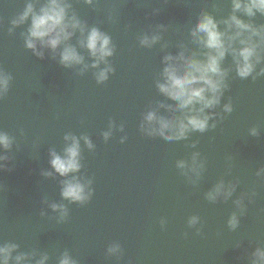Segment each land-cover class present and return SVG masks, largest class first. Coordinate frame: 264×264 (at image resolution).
Masks as SVG:
<instances>
[{"label":"water","instance_id":"water-1","mask_svg":"<svg viewBox=\"0 0 264 264\" xmlns=\"http://www.w3.org/2000/svg\"><path fill=\"white\" fill-rule=\"evenodd\" d=\"M28 3L38 11L46 0H0V72L10 77L0 96V132L13 140L10 150L0 148L8 158L0 161V247L17 246L9 264L23 254L29 259L21 264H37L45 255L46 264H60L66 252L76 264H254L264 249V76H256L264 61L241 78L226 55L227 87L220 104L205 110L215 113L206 131L169 140L142 130L159 127L148 125L149 112L174 122L183 116L157 86L165 57L183 51L205 59L208 50L192 29L209 14L226 30L222 21L233 15V0H68L69 15L111 38L113 55L98 68L80 47L79 30L68 43L84 64L64 66L63 45L55 53L41 49L42 57L29 49L31 19L12 23ZM235 14L264 26V13ZM153 36L159 39L150 47L142 43ZM108 66L114 71L98 82L96 73ZM68 135L79 139L81 168L64 177L50 160L52 151L64 155ZM73 177L92 191L88 201L63 197V181ZM117 244L120 251L110 254Z\"/></svg>","mask_w":264,"mask_h":264},{"label":"clouds","instance_id":"clouds-1","mask_svg":"<svg viewBox=\"0 0 264 264\" xmlns=\"http://www.w3.org/2000/svg\"><path fill=\"white\" fill-rule=\"evenodd\" d=\"M89 3L92 0H88ZM71 5L68 0H46L36 10L33 3H28L25 10L18 19L12 23L14 25L23 24L31 19V25L26 36V46L31 49L37 56H43L41 49L50 48L54 53L63 45V51L59 53L60 62L66 67L84 64V57L79 53L77 48L68 43L79 30L81 39L80 47L89 50L96 62L93 68H98L101 62L107 63V57L113 55V47L111 46V38L101 32L98 28L93 27L87 30V26L78 18L75 13L69 15ZM233 15L222 23L227 25V29L220 30L218 22L213 16L203 14L192 29L193 37L196 42L208 51L203 55L205 59H197L196 54L192 56L185 55L182 51L178 57H165L167 65L163 70V82H158L159 91L165 96L177 101L175 106L168 105L170 108L183 113L178 118V122H174L170 118L157 116L156 112H149L145 119L148 125L157 122L159 127L142 126V130L148 135L159 134L166 139H184L190 131L204 132L209 127V120L213 118L215 113H207L206 109H214L221 102L224 89L227 87L225 78L227 70L222 67V61L228 53H231L236 64L238 75L241 78H247L256 71V67L264 61V26L254 27L250 23H246L235 12L243 11L248 16H254L257 11L264 13V0H233ZM235 29L234 32L231 30ZM85 32H87L86 35ZM245 33H248L245 36ZM253 37H260L257 42ZM159 37H145L142 43L145 46H151ZM237 42L242 47H236ZM85 69L88 65H84ZM114 71L111 66L104 68L96 73L98 82H104L108 79L109 72ZM256 76H264V67L260 69ZM255 78V77H254ZM10 83V77L0 72V96L7 93ZM199 105V107H197ZM163 106V105H161ZM226 112L232 111V105L229 103L224 106ZM215 127V125H212ZM171 131V134H169ZM252 134L256 135L257 130L253 129ZM110 134L105 133V138ZM66 140L71 144L66 147L63 156L55 151L51 152L50 164L56 173L60 176L67 177L70 173L80 171L81 164L80 143L75 136L68 135ZM85 142L91 148L93 147L91 140L84 138ZM13 140L6 132H0V148L5 151L10 150ZM6 156H0V161H5ZM180 167L185 166V162L181 161ZM0 167H5L0 163ZM193 170L195 168V158L193 161ZM264 173V169L261 170ZM260 174V173H258ZM46 175H52L51 172ZM90 183V182H89ZM223 184L219 185L214 193H209L211 199H215L220 194ZM62 195L65 199L73 202L84 203L91 198L92 191L82 183L78 178L63 181ZM231 195V191L227 193ZM54 210L61 209L62 215H67V210L60 205H52ZM197 218L193 217L190 223L195 224ZM229 224L235 228L238 225V219L233 215ZM14 244H6L0 247V264H9L12 259V252L16 249ZM110 254H116L120 251V246L114 245L108 249ZM257 260L254 264H264V249H258L255 253ZM29 259L26 254L15 257L17 264ZM48 257L45 255L37 264H46ZM60 264H76V261L66 252L60 260Z\"/></svg>","mask_w":264,"mask_h":264}]
</instances>
